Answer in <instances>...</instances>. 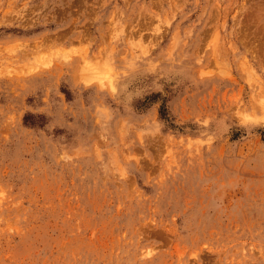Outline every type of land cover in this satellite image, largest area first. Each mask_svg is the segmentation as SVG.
I'll return each mask as SVG.
<instances>
[{
  "label": "rangeland",
  "instance_id": "1",
  "mask_svg": "<svg viewBox=\"0 0 264 264\" xmlns=\"http://www.w3.org/2000/svg\"><path fill=\"white\" fill-rule=\"evenodd\" d=\"M0 264H264V0H0Z\"/></svg>",
  "mask_w": 264,
  "mask_h": 264
},
{
  "label": "bare ground",
  "instance_id": "2",
  "mask_svg": "<svg viewBox=\"0 0 264 264\" xmlns=\"http://www.w3.org/2000/svg\"><path fill=\"white\" fill-rule=\"evenodd\" d=\"M85 77V76H84Z\"/></svg>",
  "mask_w": 264,
  "mask_h": 264
}]
</instances>
